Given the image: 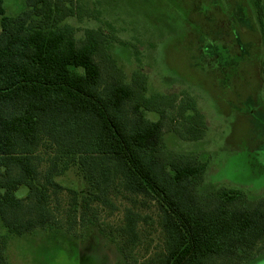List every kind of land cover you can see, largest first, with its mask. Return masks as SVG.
<instances>
[{
    "label": "trees",
    "instance_id": "16d2710c",
    "mask_svg": "<svg viewBox=\"0 0 264 264\" xmlns=\"http://www.w3.org/2000/svg\"><path fill=\"white\" fill-rule=\"evenodd\" d=\"M69 4H73L71 0ZM264 25V0H252ZM0 0V224L13 236L38 230H65L76 236L86 223L115 243L126 264H247L264 253V196L219 187L205 195L199 187L208 164L168 153L164 116L146 97V81L127 83L110 63L105 75L98 58L99 33L80 42L67 19L75 15L63 0H27L28 10L9 16ZM108 59V58H107ZM194 139L205 135L204 118L190 99ZM159 109V108H158ZM162 113V112H161ZM46 144L50 152L43 151ZM85 190L65 188L57 178L68 171ZM26 188L28 194H17ZM71 203L62 211L60 195ZM128 195L123 226L103 228L97 207L117 208ZM154 203L163 236L160 251L142 260L135 206ZM110 229V230H109ZM8 240L0 230V264H9Z\"/></svg>",
    "mask_w": 264,
    "mask_h": 264
},
{
    "label": "rangeland",
    "instance_id": "374dc122",
    "mask_svg": "<svg viewBox=\"0 0 264 264\" xmlns=\"http://www.w3.org/2000/svg\"><path fill=\"white\" fill-rule=\"evenodd\" d=\"M63 1L73 5L75 15L66 21L79 43L89 32L100 34L98 61L105 75L114 62L127 83L145 79L146 97L157 109L147 117L157 121L163 114L166 151L208 164L202 195L227 187L251 200L264 196V25L252 0ZM4 6L9 16L28 10L27 0H5ZM190 99L204 118L205 135L199 140L189 132L199 127L190 120L195 116ZM43 151H52L49 144ZM57 182L78 192L86 188L73 170ZM27 194L22 188L17 195ZM60 199L66 213L70 197L64 192ZM114 202L115 211L97 207L95 213L103 228L115 231L132 203L128 195ZM135 209L148 218L140 224L135 251L142 260L161 250L163 236L154 203L138 199ZM86 222L76 236L56 229L18 237L0 224L8 263L126 264L117 245ZM247 264H264V253Z\"/></svg>",
    "mask_w": 264,
    "mask_h": 264
}]
</instances>
